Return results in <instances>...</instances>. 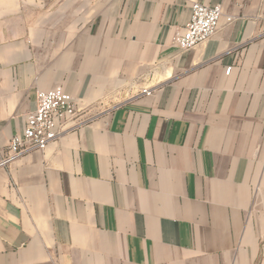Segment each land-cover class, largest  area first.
Returning a JSON list of instances; mask_svg holds the SVG:
<instances>
[{
  "label": "crops",
  "instance_id": "1",
  "mask_svg": "<svg viewBox=\"0 0 264 264\" xmlns=\"http://www.w3.org/2000/svg\"><path fill=\"white\" fill-rule=\"evenodd\" d=\"M56 87L79 125L4 162ZM0 264H264V0H0Z\"/></svg>",
  "mask_w": 264,
  "mask_h": 264
},
{
  "label": "built area",
  "instance_id": "2",
  "mask_svg": "<svg viewBox=\"0 0 264 264\" xmlns=\"http://www.w3.org/2000/svg\"><path fill=\"white\" fill-rule=\"evenodd\" d=\"M220 4L194 2L189 22L182 32L174 35V41L182 51H189L207 43L218 31L222 17ZM228 22L233 18L228 17ZM143 88L135 96L152 94ZM85 111L70 93L56 87L37 93V107L28 116L26 127L15 134L9 144L10 155L4 162L13 161L33 151H45L56 139L79 125L78 118Z\"/></svg>",
  "mask_w": 264,
  "mask_h": 264
},
{
  "label": "rangeland",
  "instance_id": "3",
  "mask_svg": "<svg viewBox=\"0 0 264 264\" xmlns=\"http://www.w3.org/2000/svg\"><path fill=\"white\" fill-rule=\"evenodd\" d=\"M118 100H121V99L118 98ZM118 100H117L116 102H118ZM111 106H112V107L114 106V102H112ZM103 111H105V113H106V112L111 111V109H106V110H103Z\"/></svg>",
  "mask_w": 264,
  "mask_h": 264
}]
</instances>
